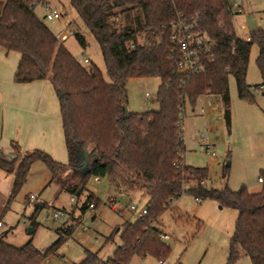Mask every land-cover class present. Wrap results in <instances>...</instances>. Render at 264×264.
I'll return each instance as SVG.
<instances>
[{
    "label": "trees",
    "instance_id": "obj_1",
    "mask_svg": "<svg viewBox=\"0 0 264 264\" xmlns=\"http://www.w3.org/2000/svg\"><path fill=\"white\" fill-rule=\"evenodd\" d=\"M83 27L96 42L108 81L94 65L79 63L36 14L48 0H0V49L16 52L20 59L14 74L18 84L48 80L59 103L66 164L54 161L41 150L22 151L11 144L12 154L0 149V170L12 176L7 203L25 183L30 167L41 162L49 174L48 185L78 200L87 191L89 179H107L125 193L146 196V215L116 226L104 244L119 236L120 245L104 261L100 250L83 251L75 264H129L134 256H152L160 262L170 252L164 242L160 218L186 193L195 200L213 199L237 211L226 264L247 257L251 264H264V171L262 189L251 194L245 186L231 190L224 167L220 189L207 187L208 170L187 165L181 113L185 102L195 105L205 95L218 97L229 125V77L240 99L253 100L245 80L250 51L256 59L264 88V28L238 37L230 0H68ZM195 19L208 42L204 69L184 77L175 69L176 55L170 43V24ZM81 47L85 37L73 32ZM157 78L158 110L141 114L126 107L125 87L131 79ZM87 152L84 164L82 152ZM122 192L121 190H119ZM94 208L99 200L88 193L80 208ZM41 206V205H40ZM34 232V230H33ZM32 232V233H33ZM31 233V234H32ZM67 228L55 244L36 249L31 240L15 247L0 237V264H41L69 236Z\"/></svg>",
    "mask_w": 264,
    "mask_h": 264
},
{
    "label": "rangeland",
    "instance_id": "obj_2",
    "mask_svg": "<svg viewBox=\"0 0 264 264\" xmlns=\"http://www.w3.org/2000/svg\"><path fill=\"white\" fill-rule=\"evenodd\" d=\"M230 1L240 9L233 18L238 37L247 40V15H254L257 26L264 28V0ZM47 5L61 15L58 21L44 20L49 30L59 41L66 28L72 32L78 30L85 37L87 46L81 47L72 35L62 42L64 47L83 66H96L108 81L99 48L69 1L48 0ZM237 8L233 10L237 11ZM36 14L43 19L45 11L38 6ZM258 53L254 44L245 80L253 100L240 99L234 79L229 77V125L224 120L218 97L205 95L198 98L193 106L185 102L182 109L183 159L189 166L208 170L207 187L220 189L224 186L221 173L227 166L226 183L231 190L245 186L249 193L256 194L262 189L258 178L264 171V88L255 89L262 83L256 65ZM84 59L89 63L85 64ZM159 85L157 78L129 80L125 87L127 111L141 114L158 110L155 99ZM146 95L149 96L148 101L145 100ZM204 140L208 147L202 143ZM38 164L31 166L25 183L11 201L7 203V200L0 199L3 224L0 237L15 247L31 240L36 249L45 251L70 228L71 235L41 264L78 263L85 249L100 250V257L106 261L120 245V239L115 235L111 242L103 246L105 239L116 226L135 220V213L128 209L129 204L137 211L145 206L148 198L139 191L131 192L125 198L127 206L119 204L120 211H114L109 197H118L122 189L105 178L98 182L91 178L87 191L74 203L72 196L59 193L54 184L45 187L48 181H43L47 171L41 162ZM88 193H92L100 204L94 211L87 209L82 213L80 208ZM56 210L62 212L57 221L53 218ZM236 219L237 211L230 207L220 206L213 199L195 200L183 193L160 218V227L166 236L164 242L170 249L167 257L160 262L152 256H134L129 264H226ZM29 228H33L32 234H27ZM234 264L251 262L242 257Z\"/></svg>",
    "mask_w": 264,
    "mask_h": 264
},
{
    "label": "crops",
    "instance_id": "obj_3",
    "mask_svg": "<svg viewBox=\"0 0 264 264\" xmlns=\"http://www.w3.org/2000/svg\"><path fill=\"white\" fill-rule=\"evenodd\" d=\"M19 59L18 53H7L0 49V149L11 155V144L16 143L22 151L41 150L54 161L66 164L68 155L64 144L58 97L48 80L15 83L14 74ZM37 164L38 162H35L31 166ZM42 167L46 169L45 166ZM12 180L11 175L0 170V199L3 201L9 196ZM46 181L49 182L48 171L43 182ZM98 181L97 179L96 182ZM47 186L48 183L45 187ZM128 195L130 193L120 192L118 197L127 198ZM119 204L126 207L127 201L125 204ZM2 228L3 224L0 229Z\"/></svg>",
    "mask_w": 264,
    "mask_h": 264
},
{
    "label": "built area",
    "instance_id": "obj_4",
    "mask_svg": "<svg viewBox=\"0 0 264 264\" xmlns=\"http://www.w3.org/2000/svg\"><path fill=\"white\" fill-rule=\"evenodd\" d=\"M237 8V5L233 2V8ZM45 11L44 20L48 22L58 21L61 18L60 13L56 9H51L47 4L42 6ZM240 12V9L237 8ZM247 27V26H246ZM170 43L172 46V53L176 55L175 69L177 73L188 77L190 75L198 74L204 69L203 56L208 52V42L206 38L200 34L197 29V24L195 19L191 18L189 21L185 19H179L176 22L170 24ZM248 30V28H247ZM249 31V30H248ZM247 31V39H248ZM73 32L66 28L65 32L62 34L60 41H66ZM85 64H88V60L84 59ZM145 100H149V96L146 95ZM208 147L206 141L202 142ZM97 181V179H95ZM258 182L262 183V179L258 178ZM33 199V196H30ZM72 202H76V197H72ZM109 202L111 203V209L114 211H120L118 205L119 202L115 198L109 197ZM89 210L94 211L95 208L92 204L88 206ZM128 209L135 213L136 218H141L146 215V207H143L136 211V208L129 204ZM62 212L56 210L53 214L55 221L61 218ZM2 227V222L0 221V228ZM166 239V236L163 237Z\"/></svg>",
    "mask_w": 264,
    "mask_h": 264
},
{
    "label": "water",
    "instance_id": "obj_5",
    "mask_svg": "<svg viewBox=\"0 0 264 264\" xmlns=\"http://www.w3.org/2000/svg\"><path fill=\"white\" fill-rule=\"evenodd\" d=\"M245 22H246V26L248 28L249 31H252L253 29H255L257 27V23L255 21L254 15H247L245 17ZM126 107H125V111H126ZM82 158L84 161V164L86 163L87 160V152L83 151L82 152ZM116 201L121 203V204H125L126 203V199L125 198H121V197H116ZM40 206V204H38ZM33 232V228H29L27 231V234H31Z\"/></svg>",
    "mask_w": 264,
    "mask_h": 264
}]
</instances>
